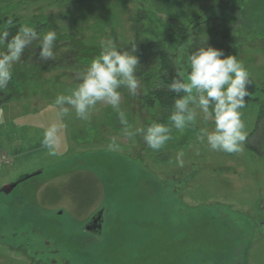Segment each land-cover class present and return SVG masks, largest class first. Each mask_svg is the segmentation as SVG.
I'll use <instances>...</instances> for the list:
<instances>
[{"label":"rangeland","instance_id":"obj_1","mask_svg":"<svg viewBox=\"0 0 264 264\" xmlns=\"http://www.w3.org/2000/svg\"><path fill=\"white\" fill-rule=\"evenodd\" d=\"M9 17L40 33L54 30L57 40L47 62L39 41L29 45L0 91V157L10 160L0 166V189L30 175L0 193V264H264V0H0V29ZM154 31L168 36L180 75L201 47L242 62L259 88L258 101L241 109L242 153L197 140L211 121L173 128L172 139L153 151L140 135L125 136L108 105L84 121L71 106L54 104L77 85L102 42L130 50L157 44ZM143 60L138 94L120 90L133 133L154 121L170 125L171 107L143 102L148 78L162 85L159 59L151 53ZM62 107L69 112L59 115ZM53 123L61 125L60 144L50 156L42 139ZM109 142L119 151L107 150ZM181 150L183 167L176 163ZM100 212L101 234L88 231ZM49 246L61 255H48Z\"/></svg>","mask_w":264,"mask_h":264},{"label":"clouds","instance_id":"obj_2","mask_svg":"<svg viewBox=\"0 0 264 264\" xmlns=\"http://www.w3.org/2000/svg\"><path fill=\"white\" fill-rule=\"evenodd\" d=\"M12 25L13 20L9 17L5 28L0 29V48L3 49L0 51V91L8 88L14 65L21 61L26 48L34 41H39L41 61L55 59L56 31L40 33L25 22L15 35H11L6 29ZM136 53V43L131 44L130 50H124L112 40L102 42L100 55L77 77V85L70 94L57 95L54 104L71 106L76 117L84 121L90 120L91 111L98 104L108 105L118 110L119 123L125 126V136L140 135L153 151L161 150L172 139L173 128L183 132L200 121H211V130L208 127L198 129L197 140L206 143L212 151L242 153L248 134L241 109L246 106L245 97L249 95L250 84L249 73L242 62L211 46L192 51L185 60L187 74L173 79L168 85V90L176 97L168 116L170 125L154 121L133 133L127 131L129 120L120 107V90L126 89L130 96L138 94L140 81L136 72L140 60ZM68 112L67 107H62L59 115ZM60 127L53 123L43 132L42 145L50 156L57 155ZM119 149L120 145L107 144L109 151ZM183 156V150L176 153V163L180 167H183Z\"/></svg>","mask_w":264,"mask_h":264},{"label":"trees","instance_id":"obj_3","mask_svg":"<svg viewBox=\"0 0 264 264\" xmlns=\"http://www.w3.org/2000/svg\"><path fill=\"white\" fill-rule=\"evenodd\" d=\"M157 3H164L165 1H171V0H155ZM8 19H6L7 21ZM19 28L18 20L13 21L12 26H8L6 30H8L11 35H15L17 30ZM153 35L156 39H158L157 44H151L150 42L147 43V45H139L136 43L137 46V53L140 64L141 62L145 61L143 60L146 56L154 54L155 57L159 59V65L157 68V75L159 76V80L162 81V85L155 86L150 85V78L147 79V85H145V93L143 97V102H145L147 105H151L152 99L158 100L162 103L165 108H169L172 106L175 97L174 93H171L168 90V85L173 81V79H178L181 77L180 74L177 73V69L175 68L174 63V54L170 52V50L165 46L166 42L168 41V36H161L158 34L157 31L153 32ZM137 40H139V35H137ZM151 73V72H150ZM149 73V74H150ZM156 75V72L154 71L152 75ZM137 76H140L138 74V70L136 72ZM250 84L248 86V93L249 95L245 97L246 106L252 103L253 101H258V98L256 97V93L259 91V88L255 81L249 76ZM263 92H264V83H263ZM262 117H264V110L260 113V120H262ZM252 136V135H251ZM250 136V138H251Z\"/></svg>","mask_w":264,"mask_h":264},{"label":"water","instance_id":"obj_4","mask_svg":"<svg viewBox=\"0 0 264 264\" xmlns=\"http://www.w3.org/2000/svg\"><path fill=\"white\" fill-rule=\"evenodd\" d=\"M38 174V173H37ZM30 178V176H26L24 179H22L21 181L12 183L10 185H6L4 186L1 190L0 193H4L6 195L12 193L14 191V189L23 181L28 180ZM102 223H103V214L102 212H100L99 214L95 215L91 222L88 224L87 226V230L88 231H92V232H97L98 234H101V229H102Z\"/></svg>","mask_w":264,"mask_h":264},{"label":"built area","instance_id":"obj_5","mask_svg":"<svg viewBox=\"0 0 264 264\" xmlns=\"http://www.w3.org/2000/svg\"><path fill=\"white\" fill-rule=\"evenodd\" d=\"M9 166L10 165V160L6 156H1L0 157V166Z\"/></svg>","mask_w":264,"mask_h":264},{"label":"flooded vegetation","instance_id":"obj_6","mask_svg":"<svg viewBox=\"0 0 264 264\" xmlns=\"http://www.w3.org/2000/svg\"><path fill=\"white\" fill-rule=\"evenodd\" d=\"M48 248H51V249H50L51 251H49V254H48V255H50V253H51V254H54L55 256H57V255H61V251H60V250H58V251L54 250V246H53V247H52V246H49ZM53 261H54L55 263H58L56 259H53Z\"/></svg>","mask_w":264,"mask_h":264}]
</instances>
